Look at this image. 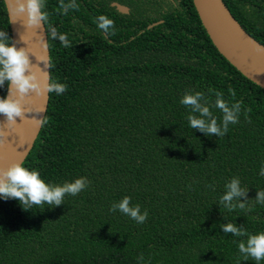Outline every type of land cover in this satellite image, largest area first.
<instances>
[{
    "label": "trees",
    "instance_id": "1",
    "mask_svg": "<svg viewBox=\"0 0 264 264\" xmlns=\"http://www.w3.org/2000/svg\"><path fill=\"white\" fill-rule=\"evenodd\" d=\"M223 1L264 45V0ZM77 3L64 15L59 0H46L49 24L72 44L49 39L51 79L68 88L50 93L47 122L23 164L49 184L86 177L90 185L29 211L0 196V264H257L239 253L247 236L221 225L264 231V205L255 201L264 190V89L219 53L192 0ZM100 15L114 20V35L98 29ZM0 31L12 40L4 0ZM188 91L242 101L239 122L222 137L191 129L180 103ZM234 177L249 201L229 211L219 199ZM125 196L148 211L145 223L110 211Z\"/></svg>",
    "mask_w": 264,
    "mask_h": 264
},
{
    "label": "clouds",
    "instance_id": "2",
    "mask_svg": "<svg viewBox=\"0 0 264 264\" xmlns=\"http://www.w3.org/2000/svg\"><path fill=\"white\" fill-rule=\"evenodd\" d=\"M46 0H14L9 9L10 23L16 21V17L26 14L25 26L27 28H39L46 25L49 39L59 40L63 47H71V41L67 33L58 32L57 28L49 24V13L45 10ZM77 0H59L58 11L67 15L70 10H78ZM99 30L107 35L115 34V22L106 15L96 18ZM47 48V43L44 44ZM7 85V95L0 97V115L5 118L8 128H14L17 118H24L26 110L23 106L25 98L34 92L37 96L45 93H55L57 96L67 91L68 85L51 79L48 73L44 74L43 81L38 74L36 67L30 60V55L26 48H17L12 42L7 31H0V87ZM233 100L236 93L229 89ZM180 103L190 109L187 116L191 129H198L207 136L216 135L222 137L229 131V125L237 124L240 119L242 101L229 102L221 92L215 93V100L211 102L209 98L200 91H188L181 98ZM212 108L219 109L222 117L218 119L213 115ZM244 111L247 118L248 112ZM47 122L46 117L37 119L38 125ZM4 123L0 122V144L5 143L6 133L3 130ZM260 175L264 176V166L260 168ZM90 181L86 177H80L74 182H65L63 185L47 183L41 178L40 172L36 169H29L21 162H14L6 169L0 168V196L5 200L16 199L25 211L33 207L59 206L64 203L66 195L76 196L87 189ZM212 187V185H209ZM226 191L221 195L219 203L229 211L239 207L245 209L248 199V189L241 185L240 179L234 177L225 185ZM243 198V200H242ZM255 201L264 205V190L258 191ZM119 210L122 214L130 217L137 224H143L147 220L149 213L147 210L141 211L139 204L131 205V197L125 196L118 203H113L110 211ZM225 234L231 233L236 237L247 236L246 240H240L238 250L244 260L253 259L260 264L264 261V231L257 234H248L242 226L230 222L221 225ZM143 254L138 260L143 261Z\"/></svg>",
    "mask_w": 264,
    "mask_h": 264
},
{
    "label": "water",
    "instance_id": "3",
    "mask_svg": "<svg viewBox=\"0 0 264 264\" xmlns=\"http://www.w3.org/2000/svg\"><path fill=\"white\" fill-rule=\"evenodd\" d=\"M192 1L203 27L219 53L243 76L264 89V45L243 28L223 0ZM13 2L14 0H4L8 18ZM113 6L120 13L129 14L128 7L119 3H113ZM15 19V22L10 23L12 42L18 49H27L30 60L42 81L45 73L51 77L50 47L46 25L42 24L39 28H27L26 14ZM45 43L47 48L44 47ZM49 102L50 93H45L43 96H37L34 92L30 93L23 103L26 116L22 119L17 118L14 128H8L5 118L0 115V122L4 123L3 130L7 134L5 143L0 144V168L6 169L14 162L23 164L28 158L43 127L38 125L37 119L46 117Z\"/></svg>",
    "mask_w": 264,
    "mask_h": 264
}]
</instances>
